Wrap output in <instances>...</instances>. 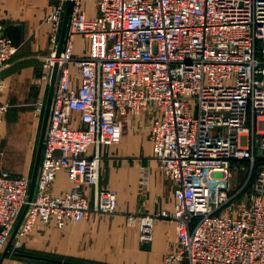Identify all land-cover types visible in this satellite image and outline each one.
I'll return each instance as SVG.
<instances>
[{
	"label": "built area",
	"instance_id": "1",
	"mask_svg": "<svg viewBox=\"0 0 264 264\" xmlns=\"http://www.w3.org/2000/svg\"><path fill=\"white\" fill-rule=\"evenodd\" d=\"M70 1L59 57L67 0H52L46 17L54 48L44 58V77L50 81L55 64L58 74L33 197L14 248L37 219H55L63 229L90 214L116 213L117 194L99 188L100 157L90 147L119 144L127 119L149 112L153 158L175 197L170 217L178 241L162 264H264V0ZM87 2L96 5L92 18ZM78 35L85 41L81 55L74 52ZM16 50L0 24V72ZM5 89L0 78V139ZM44 109L38 102L35 115L43 118ZM233 169H248L236 191ZM60 170L74 188L57 196L52 187ZM30 185L29 177L0 172V253ZM91 186L94 205L83 192ZM158 216L169 215L127 221L138 224L140 241L149 244Z\"/></svg>",
	"mask_w": 264,
	"mask_h": 264
},
{
	"label": "crops",
	"instance_id": "2",
	"mask_svg": "<svg viewBox=\"0 0 264 264\" xmlns=\"http://www.w3.org/2000/svg\"><path fill=\"white\" fill-rule=\"evenodd\" d=\"M51 3L52 0H0V24L17 47L0 77L6 84L2 99L8 105L1 124L0 159L6 154L11 160L20 151L18 159L24 161L14 176L31 178L33 171L32 154L41 124L35 105L46 104L49 82L44 77L43 61L54 48L49 36L51 27L46 22ZM84 5L87 16L94 17L90 2ZM84 42L81 35L76 37V55L84 53ZM150 119L149 112L127 119L119 144L90 147V154L100 157L99 188L117 194L115 214H90L79 223H67L63 229L56 227L55 219L48 223L37 219L30 237L3 264H162L178 241L177 225L170 217L175 197L172 184L153 158ZM3 168L7 172L11 167ZM73 188L67 173L58 171L53 194L58 196ZM83 192L94 205L95 188L85 187ZM163 213L169 216L154 219V237L149 244L140 241L138 224L127 221L128 215Z\"/></svg>",
	"mask_w": 264,
	"mask_h": 264
},
{
	"label": "water",
	"instance_id": "3",
	"mask_svg": "<svg viewBox=\"0 0 264 264\" xmlns=\"http://www.w3.org/2000/svg\"><path fill=\"white\" fill-rule=\"evenodd\" d=\"M70 6H71V1L67 0L66 6H65V13L63 16L61 32H60V36H59V41H58V45H57V48L55 51L57 57H59L61 52H62L66 27H67V23H68ZM57 74H58V64H55L53 69H52L50 81H49V91H48L47 100H46V104H45L44 114H43V118H42V125H41V130H40V136H39V140H38V145H37L36 155H35V160H34V165H33V171H32V175H31V185H30L29 194H28V203L24 207L22 214L20 216V219H19V221H18V223H17V225H16V227H15V229H14V231L10 237V240L8 241V244L6 245L2 255L0 257V264L3 263L5 257L9 253V249L11 247V244H12V242H13L16 234H17V231L21 225L22 220L24 219V217L28 211L29 204H30L32 197H33L36 176H37V172H38V168H39V164H40V160H41V155H42L44 136H45V132H46L47 124H48V118H49L50 109H51L54 87H55L56 80H57Z\"/></svg>",
	"mask_w": 264,
	"mask_h": 264
},
{
	"label": "rangeland",
	"instance_id": "4",
	"mask_svg": "<svg viewBox=\"0 0 264 264\" xmlns=\"http://www.w3.org/2000/svg\"><path fill=\"white\" fill-rule=\"evenodd\" d=\"M92 6H93V9H94V11L96 10V5L95 4H93V3H90ZM66 33V32H65ZM4 34H5V32H4ZM6 36V35H5ZM7 37V36H6ZM8 38V37H7ZM16 52H17V50H16ZM16 52L14 53V54H12L11 55V57L9 58V59H7L6 61H7V63H6V67H5V69L7 68V65H8V63H9V61L12 59V57L16 54ZM5 69H3V71L5 70ZM3 71L2 72H0V77H1V74L3 73ZM41 125H42V118H41V124H40V129H39V132H38V134H37V139H36V143H35V147H34V150H32V153H33V151H34V153L32 154V163L34 162V158H35V153H36V149H37V145H38V140H39V136H40V130H41ZM23 148H24V145H22V150H23ZM19 155H21V152L20 151H17L16 153H15V157L14 158H12L11 160H8V156L5 154V157L2 159H0V172H3V171H6V170H3L4 168H3V166L4 165H6V168L8 169L9 167H11L10 168V170L9 171H7L8 173H10L12 176H14V175H16V174H18L20 171H21V169H22V167H23V163H24V161L22 160H20V159H18V157H19ZM1 157V156H0ZM2 162V163H1ZM244 164V163H243ZM241 165V164H240ZM246 165H247V163H246ZM237 168H240V167H237ZM246 168V167H245ZM231 174L233 175V178L231 179V187L233 188V190L234 191H236L239 187H241L246 181H247V179H246V175L248 174V169H245V170H238V169H233L232 170V172H231ZM31 179V178H30ZM254 181V179L253 178H251V183ZM251 183H249V187H250V184ZM249 189L247 188V189H245L244 191L245 192H249L248 191ZM247 193H245V194H247ZM247 195H244L242 198H239L238 200V202H244V201H246L247 200ZM29 209V208H28ZM28 212V211H27ZM21 214H22V212L20 213V216H21ZM26 215H27V213H26ZM25 215V216H26ZM20 216H19V218H18V220H17V222H16V224H15V227H16V225H17V223H18V221H19V219H20ZM25 218V217H24ZM24 220V219H23ZM23 220H22V222H23ZM22 222H21V225H20V227H19V229H18V231H17V234H18V232L20 231V228H21V226H22ZM15 227H14V229H15ZM35 228V227H34ZM14 229H13V231H14ZM13 231H12V233H13ZM12 233H11V235H12ZM17 234H16V236H15V238H14V240H13V242H12V244H11V247H10V249H9V253L7 254V256L5 257V259L6 258H8V257H10V256H12L15 252H17V250L18 249H15L14 248V241H15V239H16V237H17ZM31 235V234H30ZM30 235H29V237H30ZM11 237V236H10ZM28 237V238H29ZM27 238V239H28ZM26 239V240H27ZM9 240H10V238H9ZM8 240V241H9ZM26 240H24V241H26ZM23 241V242H24ZM7 244H8V242H7ZM6 244V245H7ZM6 245H5V247H6ZM5 247H4V249H5ZM4 249H3V251H4ZM3 251L0 253V257H1V255H2V253H3ZM4 259V260H5ZM4 262V261H3ZM3 264V263H2Z\"/></svg>",
	"mask_w": 264,
	"mask_h": 264
},
{
	"label": "trees",
	"instance_id": "5",
	"mask_svg": "<svg viewBox=\"0 0 264 264\" xmlns=\"http://www.w3.org/2000/svg\"><path fill=\"white\" fill-rule=\"evenodd\" d=\"M245 164V163H244Z\"/></svg>",
	"mask_w": 264,
	"mask_h": 264
}]
</instances>
